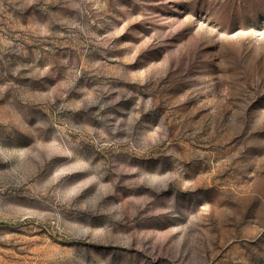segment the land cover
Instances as JSON below:
<instances>
[{"label":"rangeland","instance_id":"374dc122","mask_svg":"<svg viewBox=\"0 0 264 264\" xmlns=\"http://www.w3.org/2000/svg\"><path fill=\"white\" fill-rule=\"evenodd\" d=\"M0 264H264V0H0Z\"/></svg>","mask_w":264,"mask_h":264}]
</instances>
